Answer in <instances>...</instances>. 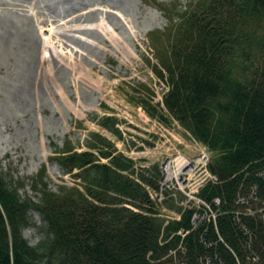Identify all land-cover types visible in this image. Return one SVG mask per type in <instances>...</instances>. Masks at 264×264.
Segmentation results:
<instances>
[{"label": "trees", "instance_id": "16d2710c", "mask_svg": "<svg viewBox=\"0 0 264 264\" xmlns=\"http://www.w3.org/2000/svg\"><path fill=\"white\" fill-rule=\"evenodd\" d=\"M179 20L165 45L152 37L162 101L126 95L210 151L218 181L201 196L220 200L216 221L195 228L193 211L153 199L160 164L139 165L95 131L84 150L69 139L55 149L50 160L72 183L51 191L43 167L32 181L38 202L2 173L0 158V264H264V0H197ZM96 122L124 139L116 116ZM166 207L181 220L168 219ZM32 212L45 226L36 246L23 234Z\"/></svg>", "mask_w": 264, "mask_h": 264}, {"label": "rangeland", "instance_id": "374dc122", "mask_svg": "<svg viewBox=\"0 0 264 264\" xmlns=\"http://www.w3.org/2000/svg\"><path fill=\"white\" fill-rule=\"evenodd\" d=\"M196 1L0 0V158L9 181L24 184V198L39 201L32 181L43 167L51 191L72 183L50 159L66 139L84 150L91 132L144 167H162L177 152L199 154L203 145L179 124L151 120L126 95L162 100L166 84L153 73L152 37L165 45ZM104 115L120 120L123 140L97 124ZM30 219L23 234L36 246L45 226L36 212Z\"/></svg>", "mask_w": 264, "mask_h": 264}, {"label": "built area", "instance_id": "2783aa9c", "mask_svg": "<svg viewBox=\"0 0 264 264\" xmlns=\"http://www.w3.org/2000/svg\"><path fill=\"white\" fill-rule=\"evenodd\" d=\"M177 124V123H175ZM191 137V135L188 133ZM192 138V137H191ZM197 142L194 138H192ZM201 146V145H200ZM210 151L205 146H201L199 154L196 157H189L180 152L174 156H169L162 165V180L160 190L150 192L151 197L158 202L172 200L177 207L183 208V211H193L192 226L197 228L200 224L216 221L217 213L215 208L220 206V200L214 199L212 202L207 201L201 196L202 190L212 182L218 181L209 169L211 158ZM259 187L254 186L253 195L257 194ZM239 204L252 205L245 202V199L238 200ZM237 203V204H238ZM171 213L167 214V213ZM165 216L170 220H181L182 214L173 209L164 210ZM251 213V212H249ZM181 234H188L189 231Z\"/></svg>", "mask_w": 264, "mask_h": 264}, {"label": "bare ground", "instance_id": "6f19581e", "mask_svg": "<svg viewBox=\"0 0 264 264\" xmlns=\"http://www.w3.org/2000/svg\"><path fill=\"white\" fill-rule=\"evenodd\" d=\"M46 44L50 45V43H46ZM44 56H46V57L52 56L50 50L45 51Z\"/></svg>", "mask_w": 264, "mask_h": 264}]
</instances>
